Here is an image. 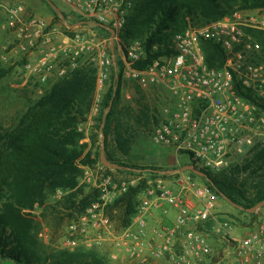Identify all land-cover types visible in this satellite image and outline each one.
Wrapping results in <instances>:
<instances>
[{"label": "built area", "instance_id": "obj_1", "mask_svg": "<svg viewBox=\"0 0 264 264\" xmlns=\"http://www.w3.org/2000/svg\"><path fill=\"white\" fill-rule=\"evenodd\" d=\"M59 1L78 19L113 29L112 41L118 44L123 65L122 81L135 85L144 102L155 103L150 131L154 148L186 156L189 161L184 165L216 173L228 167L244 145L264 143V62H259L261 46L251 33L264 32V8L235 11L205 25L185 16L184 28L172 35L168 52L138 69L134 65L146 60L143 43L120 39L133 0ZM6 12L17 48L34 56L25 69L39 82L55 71L64 73L57 64H73L92 50L78 35L71 37L33 17L25 19L21 5L8 6ZM209 41L224 52L220 68L206 65L202 44ZM114 64L113 54L98 59L92 113L100 110L99 92ZM124 97L131 99L128 93ZM84 170V182L98 190V197L66 224L61 238L64 250L110 242L134 264H155L162 259L170 264H264V216L254 218L256 213L242 212L250 219L239 224L228 213H219L218 196L191 172L173 169L167 183L139 171L118 178L103 175L106 169L101 164L95 177L88 167ZM142 181L129 224L114 232L108 206ZM156 209L161 218H155ZM169 214L172 219L165 223L162 218ZM210 235L219 239L217 246ZM110 257L117 260L115 253Z\"/></svg>", "mask_w": 264, "mask_h": 264}, {"label": "trees", "instance_id": "obj_2", "mask_svg": "<svg viewBox=\"0 0 264 264\" xmlns=\"http://www.w3.org/2000/svg\"><path fill=\"white\" fill-rule=\"evenodd\" d=\"M41 1L58 20L46 1ZM256 8H264V0H133L120 39L123 43L129 40L143 42L146 60L134 65L141 69L168 52L172 35L184 28L185 16L195 24L205 25L230 16L236 10ZM251 33L261 46L259 62H264V32ZM153 46H157L154 53ZM202 50L209 68L222 66L224 52L218 45L205 42ZM116 67V77L111 72L100 113L88 136L81 126L87 122L93 103L96 69L92 67L81 66L59 78L16 124L7 128L0 125V144L13 157L5 172L0 174V264H105L102 258L89 251L54 250L41 243L37 238L39 224L25 212L43 206L54 193L61 192V198L51 210L56 221L64 217L71 220L96 200L98 190L80 182L83 170L79 165H100L101 118L110 101L111 109L102 127L105 156L109 162L123 167L114 169L116 175H111L118 178L139 171L146 177H168L159 174L162 170L124 159L131 151L136 135L130 124L132 117L125 119L126 109H122L123 112L119 109L124 82L118 62ZM140 97L141 102L144 101ZM139 104V117H133L132 122L139 124L143 119L151 125L147 105ZM109 138L114 143L113 153L109 150ZM92 147L96 148L93 155ZM117 152L123 158L117 157ZM236 159L233 165L220 172L201 168L208 181L202 180L218 197L223 195L247 209L264 199V143H255ZM143 186V181L136 187L129 186L108 206L107 215L122 228L129 224L137 205V193Z\"/></svg>", "mask_w": 264, "mask_h": 264}, {"label": "rangeland", "instance_id": "obj_3", "mask_svg": "<svg viewBox=\"0 0 264 264\" xmlns=\"http://www.w3.org/2000/svg\"><path fill=\"white\" fill-rule=\"evenodd\" d=\"M51 1L61 11L64 20H61L59 18L58 20H56L52 12L49 11L47 6L41 0H0V125L5 128H7L8 126L10 127L14 123L16 124L18 119L27 112L29 107H31V105L35 101H37V99L42 96L43 93L56 80L64 77L72 70L81 66L95 68L97 73V63L99 57L101 55H111L109 49L110 38L106 30H103L92 22L85 20H82L85 23L81 24L80 26L69 27L68 25H72L82 21L80 19L78 21V17L70 10V8L62 4L59 0ZM12 5H21L24 8L25 19L33 17L42 20L46 25L49 26V28H55L59 32H62L66 35H69L71 37L78 35L80 39L83 40V42H87L92 47L91 52L86 53L85 55L77 59L73 64L68 63L67 61L57 64V69H59V67L60 69L63 67L64 73L60 75L55 71L48 76L45 82H39L37 78L30 76L29 72L25 69L26 63L30 60L33 61L34 56H31V54H29L27 51H22L17 48L14 40L13 29L9 28L8 26V13L6 12V8ZM113 45V47H115V50L113 51L115 64L111 66L110 73L108 74V78L105 82V85L99 92L101 102L103 99V95L106 93L109 87V79L111 72L117 74L118 70L116 67V62L119 63L121 75L123 71V65L119 61L120 52L118 50V44L116 42H113ZM155 51H157V46L152 47V53H154ZM126 93L131 95L130 100H127L124 97ZM140 98V93L137 92V87L135 85L128 82L123 83V90L121 94L119 109H121V111L124 108L126 109L125 119H129L130 116L133 119V117L135 118L136 115H138L139 117V110L141 108L139 103L147 105L149 113L151 115V110L154 109L155 103L151 99H147V101L141 102ZM99 113L100 110L98 113H92L90 110L87 116V122H85L81 126V129L85 131V134L87 136L90 132L91 127H93V125L95 124V119L98 117ZM132 119L130 121V124L134 127L133 131L136 135V138L131 151L129 152L128 156L124 158L125 161H133L132 163H135L137 165L149 166L153 169H159L162 171L173 170L182 167L183 163H187L189 161L186 156L174 155L171 151L165 149L156 150V148L150 145V131L152 124L150 125V123H146L143 119L140 120L139 124H134L132 122ZM88 123L90 124L87 125ZM2 146L3 145L0 144V174L2 172H5L7 164L13 161V157L9 155L10 152L4 151V148H2ZM244 146L245 147L241 152L237 153L232 157L231 164L225 169H228L231 165L236 162L237 156L244 155L250 148L246 145ZM113 149L114 143L112 139L109 138V150L111 153H113ZM90 150L92 151L93 155V153L96 151V148L92 147ZM146 152L149 153V160H143L141 158H138V155L146 154ZM152 153L153 155H155V157H157L155 158V161L151 160ZM131 154L132 157H129V155ZM116 155L117 157L123 158V156L119 152H117ZM79 166L83 170V175L80 182L82 184L92 186L89 182H84L85 180L83 179L85 171L84 168L88 166ZM88 168L92 170L93 176L95 177L98 171L95 170L97 168V165L93 164V166ZM101 173H103V175H111L113 173L114 175H116L114 169L112 168L110 170L101 171ZM163 179L167 183L171 181L170 177ZM196 179L202 181L200 177H196ZM97 180H100L99 175H97ZM92 188L95 187L92 186ZM61 196V192H56L43 206H35L31 210H26L25 213H27L30 218L33 219L34 222L39 224V229L37 231V238L39 239V241L47 245L51 249L62 251L64 250V248L61 247V238L65 232L66 224L70 221V218L64 217L63 220L57 219L56 221V217L53 214V211L51 210L55 208L54 203L59 200ZM215 205L216 210L219 213H228L232 218L239 222V224L242 222H246L250 219L247 214L242 213L241 210L231 206L223 198L217 197ZM259 216H264V207L257 210L254 218ZM121 228V225L118 224V222H115L114 232H118ZM210 239L214 246H217L219 244V239L216 236L210 235ZM77 250L92 252L102 258L105 264H134L127 260L121 252L115 251L111 246L110 242H105L102 245L93 248L80 247ZM111 253L117 254V260L111 259ZM1 264L10 263L3 262Z\"/></svg>", "mask_w": 264, "mask_h": 264}, {"label": "water", "instance_id": "obj_4", "mask_svg": "<svg viewBox=\"0 0 264 264\" xmlns=\"http://www.w3.org/2000/svg\"><path fill=\"white\" fill-rule=\"evenodd\" d=\"M46 1V3L49 5V7L53 10V12L57 15V17L61 20H64L63 14L61 13V11L56 7V5L51 1V0H44ZM85 22H78L72 25H68L69 27H74V26H80L81 24H84ZM98 27L106 30L109 33V37H110V41H109V49L111 54H113L114 51V45H113V41H112V37L114 35V31L113 29H111L110 27H107L105 25H101V24H97ZM116 77V74H115ZM111 105H112V101L109 102V104L107 105L106 109L103 111L102 113V118H101V125H100V151H99V162L100 164L105 167V168H112V169H123V167H121L118 164L115 163H111L106 159L105 156V144H104V135L102 133V127L104 125L105 122V118L107 113L110 111L111 109ZM182 171H189L192 174H194L197 177L200 178H204L206 181H208L206 174L199 168L195 167L192 164L189 165H185L183 167H181ZM173 170H166V171H161L159 172V174L161 175H167V174H171L173 173ZM221 198H223L225 201H227L231 206L241 210V211H245L248 214H254L257 212V210H259L260 208L264 207V199L260 202H258L257 204H255L253 207L250 208H242L236 204H234L233 202H231L230 200H228L225 196L221 195Z\"/></svg>", "mask_w": 264, "mask_h": 264}, {"label": "crops", "instance_id": "obj_5", "mask_svg": "<svg viewBox=\"0 0 264 264\" xmlns=\"http://www.w3.org/2000/svg\"><path fill=\"white\" fill-rule=\"evenodd\" d=\"M90 123H88L87 125H89ZM86 133H87V127H86ZM86 141H87V139H86ZM157 150V149H156ZM166 150V149H165ZM169 151V150H168ZM148 155H149V153L148 152H146V154H141V155H138V158H141V159H143V160H149V157H148ZM151 155V154H150ZM129 157H132V154L131 155H129ZM155 158H157V157H155V155H153V153H152V158H151V160H153V161H155ZM131 162H133V161H131ZM184 165V164H183ZM185 166V165H184ZM154 216H155V218H158V217H160L161 218V214H160V211H159V209H156L155 211H154ZM163 220H164V222L166 223H168V222H170V219H172V217H171V215L169 214L168 215V217H166V218H162ZM155 264H170V262L167 260V259H162V260H159V261H157V262H155Z\"/></svg>", "mask_w": 264, "mask_h": 264}]
</instances>
